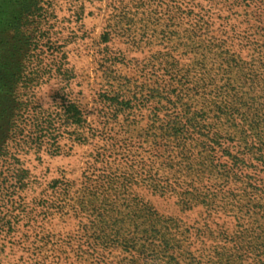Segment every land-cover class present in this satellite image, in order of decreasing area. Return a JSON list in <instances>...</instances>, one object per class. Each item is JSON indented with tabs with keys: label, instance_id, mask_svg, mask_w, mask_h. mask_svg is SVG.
I'll return each instance as SVG.
<instances>
[{
	"label": "rangeland",
	"instance_id": "rangeland-1",
	"mask_svg": "<svg viewBox=\"0 0 264 264\" xmlns=\"http://www.w3.org/2000/svg\"><path fill=\"white\" fill-rule=\"evenodd\" d=\"M39 7L0 34V264H264V0Z\"/></svg>",
	"mask_w": 264,
	"mask_h": 264
},
{
	"label": "trees",
	"instance_id": "trees-1",
	"mask_svg": "<svg viewBox=\"0 0 264 264\" xmlns=\"http://www.w3.org/2000/svg\"><path fill=\"white\" fill-rule=\"evenodd\" d=\"M41 1L42 0H3L2 5L9 8V10L0 13V34L10 33L11 35L9 37H11L12 40H18L19 35H21V30L24 26L27 25V21H29V17L33 15L34 12H37L40 9L39 5ZM5 38L6 37L0 38V60L2 59V51L4 52L5 48ZM13 46L14 45H12V47ZM4 67V64L1 65L0 61V95L1 89H3L4 87L7 88V90H12V85L10 82H7L5 84H3L2 82V78L3 80H6V77H9V75L11 74V71L9 69L5 70ZM0 105L5 107L7 106L6 103ZM162 124L163 123H161L160 125Z\"/></svg>",
	"mask_w": 264,
	"mask_h": 264
}]
</instances>
